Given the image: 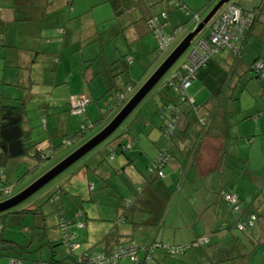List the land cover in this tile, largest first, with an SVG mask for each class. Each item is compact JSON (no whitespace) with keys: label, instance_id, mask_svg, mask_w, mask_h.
I'll list each match as a JSON object with an SVG mask.
<instances>
[{"label":"crops","instance_id":"0c3cea01","mask_svg":"<svg viewBox=\"0 0 264 264\" xmlns=\"http://www.w3.org/2000/svg\"><path fill=\"white\" fill-rule=\"evenodd\" d=\"M180 2L184 7L187 6L185 0ZM215 2L216 0L211 5L206 3L201 10L195 12L198 16L200 14V19L202 18L199 24L208 17L204 19L202 14L208 12V7H213ZM106 3L112 9L113 17L110 20L117 26V34L119 30L123 34L127 31L132 32L134 42L139 40L136 39L137 37L142 38L148 34L144 30L146 26L143 22L165 10H168L170 15L168 28L171 24L173 28L171 32L177 29L176 26H182L181 24L186 22L181 14L182 10H176L174 7L167 9L165 0H122L123 13L120 16H117L111 3L107 0ZM98 4H94L93 0L70 2L68 0H0V108L2 102L14 103L22 99L28 103L33 97L47 100L46 94L54 97L59 91L63 93L59 96L62 98L66 93L69 96L90 93L94 98H98L106 93L103 86L108 90L117 88L115 78L122 73H113L117 70L114 66L120 60L116 55L111 60L110 56L107 58V68L103 72L91 68L100 58V55H94V51L89 52V55L82 52L75 60H69L71 57L66 55L69 47L73 45L72 40H77L73 45L77 53L83 46L90 47L95 45L97 40L102 39L103 32L92 33L97 25L91 10ZM252 5L247 8L241 3L243 9L257 12L258 17L244 40L237 44V53L223 48L214 55L208 65L199 71L198 78L201 81L195 84L197 78L187 90L189 101L194 106L183 105L179 110L180 114L183 113L180 115L181 126L187 129L183 137L187 136V143L191 146L196 143L195 135L188 133L189 128L195 125L200 127L199 117L209 120L207 129L210 133L202 140L196 162H192L190 158L184 163L186 164L184 168L179 157L177 160L179 164H176L172 170L168 168L170 173L166 174L168 177L166 183L159 182L156 185L159 192L150 196L148 194V198L136 202L125 223H120L121 204L125 199L132 198L138 188L146 186L144 180L146 174L141 173L143 168L140 166L146 164L141 162L144 161L146 152L141 148L130 146L125 141L126 138L115 141L111 145L113 150L126 145L124 146L126 152L118 153L114 150L113 162H109L111 169L108 167L104 169L102 177L108 181L113 177L114 172L123 179L124 185L122 184L123 188L112 192L110 194L112 196L104 201L107 207L97 197L96 200L102 203L99 211L91 205L82 207L77 204L78 211L84 212L85 216L80 217L81 221L85 222V228L72 229L77 243L80 244L78 254L87 251L88 246L98 244L101 246L106 244L105 250L110 251L118 242L147 247L156 241L185 245L200 239L204 240L206 245H195L179 259H171L163 251H157L154 254V262L150 264H264V224L257 226L260 219L257 215L258 220L248 237H239V234L233 232L235 224L229 225L231 212L223 198L224 194L236 196L240 209L246 211V215L258 214L250 210L256 207V202L264 198V189L260 191L259 188L262 177L253 166L254 162H264V91L261 99L252 100V106L247 108L242 106V98L248 86H251L250 77L254 75L250 71V66L264 62V1L260 5ZM186 13H190L189 9ZM87 22L91 25L84 30L82 26ZM208 36L209 32L200 37L205 39ZM81 39L84 40L81 42ZM101 48L99 49L102 51L104 47ZM133 49L129 48L127 53H123L121 49V56L127 55ZM135 52L139 51L135 50ZM89 62L91 64L86 66ZM133 62L130 71H135L136 59ZM100 66L102 65L97 68L100 69ZM95 74L103 75L101 84L95 79ZM124 81H119L120 86ZM50 82L52 85L48 86ZM44 86L46 88H43ZM119 91L120 95H127L130 92L129 89L125 92L124 86H121ZM228 91H232V94L229 95ZM168 97L169 94L164 100L167 101ZM55 101L58 103L57 100ZM236 103L238 105H235ZM57 105H54V108ZM193 108L198 109L199 112H195ZM233 129H236V135L231 138L229 133ZM182 133L178 132V135ZM230 142L239 151L249 148L248 156L245 158L230 156L226 152ZM34 145H37L34 147L36 158L38 153L41 156L40 160L46 158L45 151L39 147V143ZM116 154L120 157H116ZM231 157L234 169L229 171ZM152 163L148 167H151ZM218 173L220 175L216 176ZM175 174H179L177 179H174ZM217 179L225 184H221L215 195L204 183ZM91 188L95 191L93 186ZM147 188L149 187L145 189L146 195L152 193ZM104 189L114 191L115 187L106 184ZM69 190L79 194L78 198H82L83 189L75 187L73 190L72 187ZM177 195L174 203L173 199L175 200ZM88 200L95 203L92 197ZM190 200H194V204ZM83 202L85 203L84 200ZM158 203L167 204L163 212L162 224L154 223V219L158 217L154 212ZM169 205H176L178 217L172 218L175 212L173 209L170 212ZM263 207L264 201L260 212ZM147 222L152 224L146 225ZM56 235L54 240H59L58 229ZM80 238L84 241L80 242ZM142 254L141 258L144 259L145 254L143 252Z\"/></svg>","mask_w":264,"mask_h":264},{"label":"rangeland","instance_id":"374dc122","mask_svg":"<svg viewBox=\"0 0 264 264\" xmlns=\"http://www.w3.org/2000/svg\"><path fill=\"white\" fill-rule=\"evenodd\" d=\"M214 1L215 0H185L190 13H186L183 10L181 12L186 22L181 24L182 26L185 25V29L181 35L178 33V37H180L179 39L184 36L186 38V36L193 33L200 20H202V18H199L200 14L198 16L195 12L201 10L206 3L211 5ZM255 1L256 2H254V0H232L230 4L240 2L244 4L245 7L250 8V5L253 3L260 5L264 0ZM219 2L220 0H216L213 7H208L209 11L203 13L202 17L205 19L209 13L215 9ZM93 3L100 4L91 10L92 16H94L95 23L97 25L92 33L103 32L102 39L97 40L96 44L91 45L90 47L83 46V48H80L77 53L73 48V45L77 42V40H72L73 45L69 47L66 55L71 57L69 60H75L81 56L80 54H82V52L88 53L89 55V52L94 51V55H100V58L97 62L93 63L91 68L93 67L94 71L101 70L102 72L105 68H107V58L110 56L111 60L113 56L116 55L118 59L120 58V60L114 66L117 70L113 71V73H122L118 74L115 78L117 79V88L108 90L106 86L102 85L106 93L98 98H94L90 93L79 94L76 95L77 97L69 96L68 93H66L64 98H62L59 97L63 95L60 91L57 92L54 97L51 96V94H46L45 97L48 98L47 100H44L41 97H33L26 104L25 127L28 130L26 133V138L28 139L27 143L28 147L31 148H33L34 144L39 143V147L45 151L47 157L43 160L36 158L34 155L35 150L32 149L29 155L30 157L27 156L17 160H10L6 164H1L0 162V189L8 188L13 191L12 196L5 194L0 195V204L19 196L35 182L61 164L62 160L73 154V152H75L81 145L93 139L102 128L114 120L121 110V93L119 89L121 86L125 87L123 82H121L120 86L119 81L125 80L134 87V93L128 98V100H131L171 55L170 52H164L161 55L158 54L156 51V44L158 41L153 34H147L142 38L137 37L136 39L139 40L136 42H134L135 39L132 38V32L127 31V33L123 34L122 32L120 33L119 30V34H117V26H115L113 21L110 20L112 19L111 17H113L110 5L106 3V0H93ZM225 8L226 6L222 8L217 15L222 13ZM175 14H178V12H175ZM169 19L170 15L169 18L164 21L165 23L167 22V28ZM211 23L213 22L211 21L207 28H205V30L198 37L208 33V27L211 26ZM89 25L91 24H88L87 22V24H84L82 27L85 30ZM169 26L170 27L168 28L167 33H171L173 30L171 24ZM176 27L180 28L181 26L179 25ZM198 37L194 41L198 40ZM83 40L84 39H81L80 41L82 42ZM130 43L135 44L130 45ZM101 46L104 47L102 51L100 50L102 49ZM129 48L134 49L132 52H128L127 55L121 56L120 50L122 49L123 53H127ZM193 49L194 47L192 44L189 50L177 61V63L169 70L153 91L131 114L123 126L106 142L86 155L70 169L37 192L34 196L12 209L10 211V215L5 217L4 213L0 214V241L1 239H7L12 241L14 246L15 244L17 245L13 248V250L5 253L6 255L3 254L5 256L0 257V264H10L7 254L13 257H21L23 259V264H48L54 255V249L51 248L50 242L57 237L56 231L58 229L60 221L59 216L61 213H65V215L63 214L65 219L70 221L75 217L77 212H79L77 204L82 207H88L87 205H91L96 211L100 210L102 203H104V205H106L105 207H107V204H105L104 201L108 200L107 198L112 196L110 195L112 192H117L122 187V184L124 185L123 179L114 172L112 175L113 177L108 181H106V178L102 177L104 169H107V167L108 169H111V164L109 162H113L112 158H114V155L111 154V145L115 142V140H117L123 131L125 133L128 132L123 136V138H126L125 141L128 142L130 146H133L134 148H141L146 152L144 161H141L146 164L140 166L143 168L142 171L148 174L147 167L150 166L151 162H153L155 156L158 154V151L165 149L168 145V142L162 136L161 126L163 121L160 112H158L159 108L164 103L170 102L176 95L174 91H167V82L174 78L178 71L184 67ZM135 50H138L139 52L136 53ZM71 54L73 55L70 56ZM135 59L137 61L135 71H130V67L134 63H132L131 60ZM89 64L91 63H87L86 66ZM99 65H102L100 66V69L97 68ZM94 76L101 84L103 75L95 74ZM249 77L247 80H249ZM253 77H250L251 80L249 83L251 86H248L242 98V106L244 108L252 106L251 102H253L252 100L255 101V98H258L256 100L261 99L262 92L264 91V80L256 79V75H253ZM200 81L201 80L198 78L196 83H194L198 84ZM47 85L51 86L52 83L50 82ZM43 88H46V86ZM38 90H40V88ZM54 90H56V88ZM131 91L132 89H130V92ZM167 93L170 95L167 101H165V96H168ZM228 94L231 95L232 91H228ZM81 97L86 99L87 105L84 108L83 114L75 115L73 114V99L77 100ZM55 100H57L58 103ZM15 103L20 102L17 101ZM54 105H57V107L54 108ZM124 105H126V102ZM235 105H238V103ZM232 123L234 124L235 120L232 121ZM235 130L236 129H233L229 133L231 138L236 135ZM249 151V148L245 151H239L238 148H235V145L233 146L232 142H230L229 149L226 152L230 156L233 155L236 158L239 156L245 158L248 156ZM115 156L120 157V155L118 156L117 154ZM231 159L233 158H230V167L228 166L229 171L234 169L232 167L234 163L231 162ZM237 163L239 164V162ZM176 164L179 163L176 162L175 165ZM253 166L255 167V170L259 172V176L262 177V181L259 183L260 187L258 185L257 187L261 189L260 191H263L264 162H254ZM169 167L170 170H172L175 166L170 164ZM193 172L195 173L194 170ZM169 173V169H167V175ZM175 175L174 179H177L179 174ZM219 175L220 173L216 176ZM106 184L115 187V190L104 189ZM204 184L216 195L221 187V184L224 185L225 183L217 179L207 181ZM91 186L95 188V191L90 189ZM72 187L73 190L75 187L83 189L81 192L82 198H78L79 194L69 190V188L71 189ZM62 190L64 192H62ZM91 197L92 201L95 203H91V200H88L91 199ZM97 197L102 200V203L96 200ZM177 197L178 195L175 196V200L173 199L174 203H176ZM113 198L115 200L114 196ZM51 199H53L52 204L50 203ZM262 199L264 198H261L258 202H256V207L250 210L258 213L257 215L260 219L259 222H257V226L264 224V207L260 212V207L263 205L264 201ZM190 202L194 204V200H190ZM169 207L170 212L171 209L175 212V215H172V218L175 216L178 217L176 205H169ZM30 208H33L34 210L36 209L41 213H26ZM230 214L229 225L235 224L236 226L241 215H234L232 212ZM25 230H29V232L25 233ZM233 232L239 234V237L242 238L248 237L251 233L250 231L242 233L236 228H234ZM82 241L84 240L80 238V242ZM91 246L92 245L88 246L87 249L91 248ZM101 249H106V244H103V246L98 244L92 248V251L99 252ZM55 250L56 259L58 261L62 260L64 261V264H74L73 261L76 259V253H74L71 258H68V252L66 253L62 246L56 247ZM142 255V253H139L140 260L142 259ZM174 259H179V257ZM120 262L121 264H127L126 262L130 264V261L128 260H121ZM153 262L154 260L150 263Z\"/></svg>","mask_w":264,"mask_h":264},{"label":"trees","instance_id":"16d2710c","mask_svg":"<svg viewBox=\"0 0 264 264\" xmlns=\"http://www.w3.org/2000/svg\"><path fill=\"white\" fill-rule=\"evenodd\" d=\"M68 1L70 2L72 0H68ZM107 1L109 3H111V5L113 6V9H114L115 13L117 14V16H120L123 13L122 0H107ZM165 1L167 4V6H166L167 9L169 7L170 8L174 7L176 10H183L185 12H188V9L181 4L180 0H165ZM232 5L238 7L243 12H249V10H245L241 7L240 2L232 3V4L229 3L225 6L227 8V7L232 6ZM251 12H254L257 14V12H255V11H251ZM220 14L215 16V18L212 20V22H214L216 19H218ZM164 15L166 16V18L163 17ZM257 17H258V14L256 15V19H257ZM167 18H169L168 10H165V11L161 12L160 14L150 16V18H148L147 20H145L143 22V23H145V26H146L144 30H146V32L148 34H153V36L155 37V33H154L153 29L151 28V22L154 19H158L159 22H161V24L164 25V24H166L164 21H166L165 19H167ZM211 25H212V23H211ZM184 27L185 26H181L180 28L175 29L171 33H167L168 28L167 27L165 28V31H164L165 32L164 35H166L165 37L172 36V37H175V39H176L175 42L172 43L166 51H164L165 53L170 52L172 54L175 51V49L185 39V36L182 37L181 39H179L180 37H178V29H180V31H182V33H183V31L185 29ZM208 28H210V27H208ZM196 29H197V27H196ZM208 32H209V30H208ZM179 34L181 35V33H179ZM208 37L205 39H208ZM198 38H199L198 40L193 41V43H192L193 47L197 44V42H199L201 40V37H198ZM156 51L158 52L159 55L164 53L162 50H160V45L158 42L156 44ZM131 61L133 63V60H131ZM209 61H208V63H209ZM208 63L204 67L200 68L199 71H201L203 68H205L208 65ZM257 63H259V62H257ZM252 66H250L251 67L250 71H251V73L254 74V72L252 71ZM183 70H184V67L178 71L177 75L180 72H183ZM199 71H198V73H199ZM198 73H197L194 81L197 79ZM177 75L174 78H172L170 81H168L167 85H166L167 91H174L176 93V95L172 98V100L170 102L164 103L158 110V112H160V115H161L162 121H163V124L161 126V131L163 134L162 136L168 142V145L165 149L159 150L157 156L153 160L151 167H147V173L148 174L141 171V173L143 175L146 174L144 176L146 186L138 188L135 191L134 196L132 198H130L128 200L125 199L124 203L121 204L120 207H122V213H121V216L119 217L120 223L121 222L125 223V221L128 219L127 218L128 214L131 213V210L134 208V205L136 204V202L148 198L147 197L148 194L150 196V194L159 192L156 185H158V183L161 181L162 182L164 181L163 183H166L165 180L168 179V177H166L167 176L166 175L167 169L169 168L170 164H173L175 166V163L179 157H181V159H182V165L181 166L184 168L186 167V164H184V163H187L190 158H191L192 162H196V159H197L196 157L199 156L200 151H201L200 149L202 146V140H204V138L206 136H208V133H210L207 129L209 127L208 126L209 120L205 119V118L200 119V117L198 118V116H197L198 123H199L200 127L198 128V126H196V125L192 126L189 128V132H188V133H192L195 135L194 137H195V143L196 144L191 146L189 143H187V140H188L187 136L183 137V134H186L187 129H183V127L181 126L180 115L183 113L180 114L179 110L183 105H187L188 107H191V106H194V104H192L189 101L187 91L185 93L182 90H179L178 84H177L178 83V81H177L178 76ZM254 75H256V74H254ZM256 77L258 80L260 79L257 75H256ZM194 81L192 82V84L194 83ZM123 84H125V92L129 88L132 89V91L128 92L127 95L126 94L120 95L121 110L123 109L124 106H126L131 101V100H128V98L131 94L134 93V87L132 85H130L127 81L126 82L124 81ZM167 94H169V93H167ZM183 98H185V100H183ZM18 101L20 103H15V102L14 103H5V102L1 103V108H0V162H1V164H6L10 160H17V159L25 158V157L30 155L31 150H32V148L28 147V145H27L28 139L26 138V133L28 130L25 129V123H26L25 113H26L27 102L23 101L22 99L18 100ZM125 102H126V105H124ZM193 110L195 112H199L198 109L193 108ZM81 114H83V112ZM75 115H80V114H75ZM108 125H109V123H108ZM108 125H106L104 128H102L98 134H100ZM178 132H183V133L178 135ZM127 133L128 132L125 133L123 131V133L115 141L123 139V136L126 135ZM86 143H84V144H86ZM83 145H81L79 148H81ZM124 146L126 147V145H124ZM124 146L119 147V149L122 152H120L119 149L118 150L114 149V150L117 151L118 153H125L126 150H124V148H125ZM34 147H37V145H34L33 148ZM111 148H112L111 154L114 155L113 147L111 146ZM34 150H35V148H34ZM75 152H73V153H75ZM34 155H36V154H34ZM37 157H38V159L39 158L41 159V156L39 155V153L37 154ZM177 162H179V161H177ZM146 187H149L147 189H148V191H151L152 193H147V195H146V190H145ZM91 190L93 191V188H91ZM12 193H13V191L8 189V188L0 189V195L5 194V195L12 196ZM223 198L226 201L227 205L229 206L230 212H232L234 215H241L240 219L237 221L238 222L237 225L234 226V228H236L237 230H239V232H242V233H247L248 231L251 232V230L254 228L255 223L258 220L257 214L246 215V211L240 209V203L238 200H237V206L239 207V211H238V213H235L233 208L231 207V205L227 202V200L225 198V194H224ZM52 200L53 199H51V201H50L51 204H52ZM166 205L161 204V203L157 204V208H156L157 210H154V212L156 215H158V217L156 219H154V223L162 224V222H163L162 218H163V214H164L163 212H165V210H166ZM22 213H24V212H22ZM26 213H41V212H38V210H36V209L34 210L33 208H30L29 210H27ZM10 214H11L10 211L7 213H4L5 217H7V215H10ZM63 214L65 215V213H63ZM63 214L62 213L60 214V216H59L60 221L58 224V230L60 232V239L50 242L51 248L54 249V255L48 264H64V261H62V260L58 261L56 259L55 248L58 246H62L65 249L66 253L68 252V258H71L72 255H74V253L77 254L76 259L73 261L74 264H95V260L98 257L105 256L106 258H110L114 254L116 249L126 247L128 245L133 244V243L122 244L120 242H118V243L115 242L116 245L110 251L103 249L99 252H94V251H92V248H94V247H91L87 251H85L84 253L78 254L79 249H80V244L77 243V241L75 239V234L73 233L72 229L74 227H77L78 229L85 228V222H82L81 221L82 219H80V217L82 218L84 216V212H82V211L77 212L75 217L70 221H67V219H65ZM78 215H80V216H78ZM252 215L256 216V220L254 221L253 226H251L248 223V221L250 220ZM147 224H152V222H147L146 225ZM240 225H244L245 228L243 230H241ZM24 232L25 233L29 232V230H25ZM67 235L73 236V238L71 240H68V238H66ZM103 241H105V240H103ZM0 243H2V244H0V257L5 256L6 255L5 253H8L10 250H13V248L17 246L16 244L14 246L13 242L10 240H7V239H1ZM205 243L206 242L204 240L198 239L191 244H185V245H174V244H171V243L165 242V241H156L147 247H140L138 245L139 249L141 250L140 253L143 252L145 254V257H144V259L140 260V256H138L136 263L137 264H144V263L152 262L154 260V254L157 251H163L167 257L178 258V257L184 256L186 253H188L192 249V247H194L195 245L204 246V245H206ZM164 244H169L170 248L171 247L172 248L185 247L186 250L180 255H174V254H171V252L169 250H167L163 247ZM159 245H160V247H159ZM144 248H148V249L154 248L155 249L149 256V258H151V259L146 260L148 255L146 252L143 251ZM3 254H5V255H3ZM7 257H9L10 264H23V259L21 257H13V256H9L8 254H7ZM125 260L130 261V264H136V263L131 262L130 259H125ZM120 263L121 262L119 261L117 264H120Z\"/></svg>","mask_w":264,"mask_h":264},{"label":"built area","instance_id":"2783aa9c","mask_svg":"<svg viewBox=\"0 0 264 264\" xmlns=\"http://www.w3.org/2000/svg\"><path fill=\"white\" fill-rule=\"evenodd\" d=\"M256 15V13L251 11L243 12L234 5L229 6L222 11L219 18L216 19L210 26L208 39H201L197 42L189 56L188 64L184 66L183 72H180L177 75L179 90L186 93L194 81L199 69L204 67L221 49L227 48L232 50L234 53H237V44L244 40L246 34L252 29L256 21ZM163 17L166 18L165 15ZM166 27L167 25L161 24L158 19H154L151 22V28L153 29L155 37L160 45V50L163 52L166 51L176 40L175 37L172 36L165 37L166 35H164V31ZM178 33H182V31L178 29ZM252 71L261 80H264V62L254 64L252 66ZM183 100H185V98H183ZM86 105L87 101L84 97L74 100L73 113L81 114L84 112ZM225 198L233 208L234 212L238 213L239 207L237 206V197L231 194H225ZM255 220L256 216L252 215L248 223L253 226ZM244 228V225H240L241 230ZM66 238L71 240L73 236L67 235ZM163 247L174 255H180L186 250L185 247L170 248L169 244H164ZM154 250V248L143 249V251H145L148 255L146 260L151 259L149 256ZM140 251L141 250L138 245L133 243L126 247L116 249L110 258H106L105 256L98 257L95 260V264H117L119 261L125 259H130L131 262L136 263Z\"/></svg>","mask_w":264,"mask_h":264},{"label":"water","instance_id":"95a60500","mask_svg":"<svg viewBox=\"0 0 264 264\" xmlns=\"http://www.w3.org/2000/svg\"><path fill=\"white\" fill-rule=\"evenodd\" d=\"M232 0H220L215 9L203 20L197 29L189 34L182 43L175 49V51L169 56L164 64L157 70V72L150 78V80L134 95L131 101L124 106L114 120L97 136L79 148L75 153L67 157L57 167L51 170L48 174L43 176L40 180L35 182L27 190L21 193L19 196L12 198L0 204V214L7 213L19 206L37 192L42 190L53 180L70 169L74 164L95 150L98 146L106 142L111 136H113L129 118V116L139 107V105L145 100V98L153 91V89L159 84L169 70L177 63V61L189 50L193 41L201 34V32L207 28L208 24L213 20L217 13Z\"/></svg>","mask_w":264,"mask_h":264}]
</instances>
